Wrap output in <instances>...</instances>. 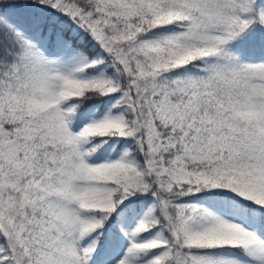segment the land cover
<instances>
[{"label":"snow or ice","instance_id":"1","mask_svg":"<svg viewBox=\"0 0 264 264\" xmlns=\"http://www.w3.org/2000/svg\"><path fill=\"white\" fill-rule=\"evenodd\" d=\"M0 264H264V0H0Z\"/></svg>","mask_w":264,"mask_h":264}]
</instances>
